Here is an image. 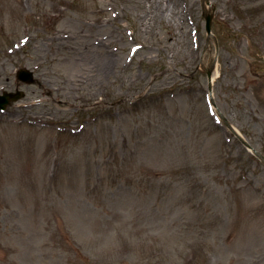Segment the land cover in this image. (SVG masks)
<instances>
[{
	"label": "rangeland",
	"instance_id": "1",
	"mask_svg": "<svg viewBox=\"0 0 264 264\" xmlns=\"http://www.w3.org/2000/svg\"><path fill=\"white\" fill-rule=\"evenodd\" d=\"M209 1L207 39L201 0H0V264H264V165L200 61L264 154V0Z\"/></svg>",
	"mask_w": 264,
	"mask_h": 264
},
{
	"label": "bare ground",
	"instance_id": "2",
	"mask_svg": "<svg viewBox=\"0 0 264 264\" xmlns=\"http://www.w3.org/2000/svg\"><path fill=\"white\" fill-rule=\"evenodd\" d=\"M209 6H210V4H208V2H205L204 3V9L205 10H209ZM215 54L213 53V52H210V54L208 55V53L206 54V53H202V55H201V59H200V61H201V65L203 66V67H208L213 61H214V59H215ZM214 58V59H213ZM103 61H102V64H101V66H100V68H99V66L97 65V62H96V64H95V67H96V69L97 70H100L101 69V67L103 66V64H104V58L102 59ZM217 74H218V72L215 70L214 72H213V78H215L216 76H217Z\"/></svg>",
	"mask_w": 264,
	"mask_h": 264
},
{
	"label": "water",
	"instance_id": "3",
	"mask_svg": "<svg viewBox=\"0 0 264 264\" xmlns=\"http://www.w3.org/2000/svg\"><path fill=\"white\" fill-rule=\"evenodd\" d=\"M206 21H207V24H206V30L208 33H210V21H211V16L210 15H207L206 16ZM210 70L208 71V76L210 75ZM8 97V96H7ZM256 152V151H255ZM257 153V152H256ZM261 158L262 160L264 161V157H262L259 153H257Z\"/></svg>",
	"mask_w": 264,
	"mask_h": 264
}]
</instances>
